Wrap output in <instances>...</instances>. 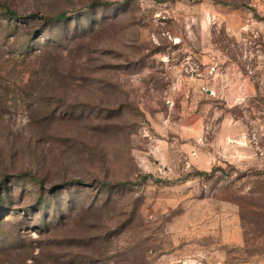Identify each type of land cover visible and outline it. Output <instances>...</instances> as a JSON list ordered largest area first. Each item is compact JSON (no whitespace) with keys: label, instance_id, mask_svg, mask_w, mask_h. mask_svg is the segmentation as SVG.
<instances>
[{"label":"rangeland","instance_id":"rangeland-1","mask_svg":"<svg viewBox=\"0 0 264 264\" xmlns=\"http://www.w3.org/2000/svg\"><path fill=\"white\" fill-rule=\"evenodd\" d=\"M0 4V264H264V0Z\"/></svg>","mask_w":264,"mask_h":264},{"label":"trees","instance_id":"trees-1","mask_svg":"<svg viewBox=\"0 0 264 264\" xmlns=\"http://www.w3.org/2000/svg\"><path fill=\"white\" fill-rule=\"evenodd\" d=\"M222 3L223 4H227V5L228 4L229 5H235V6L239 5V2L224 1ZM0 8H3L4 9V15L9 16L12 20L16 19L17 16H20V15H18L19 13H17L16 10H14L13 8L7 7V6L3 5V4H0ZM30 17H33L35 19V18H38V15L37 14H32V16H30ZM66 20H67V13L66 12H62V13H59V14H57L55 16L46 17L45 18V21H47L48 24H51L53 22L62 23L64 21H66Z\"/></svg>","mask_w":264,"mask_h":264}]
</instances>
